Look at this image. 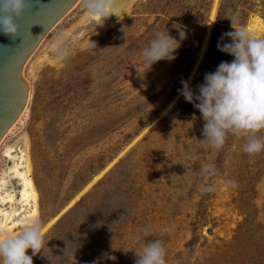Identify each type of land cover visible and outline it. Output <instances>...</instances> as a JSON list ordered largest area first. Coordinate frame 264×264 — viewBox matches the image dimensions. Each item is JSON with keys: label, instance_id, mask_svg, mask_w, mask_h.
Returning a JSON list of instances; mask_svg holds the SVG:
<instances>
[{"label": "rangeland", "instance_id": "rangeland-1", "mask_svg": "<svg viewBox=\"0 0 264 264\" xmlns=\"http://www.w3.org/2000/svg\"><path fill=\"white\" fill-rule=\"evenodd\" d=\"M213 2L132 0L119 18L112 15L95 29L98 21L79 1L30 54L24 65L28 114L6 141L20 143L26 135L29 142L37 218L49 248L46 256H33V264H135V250L124 248L131 249L146 226L156 233L171 229L160 237L167 264H264V151L244 153L245 138L231 134L219 151L205 146V121L178 93L182 80L198 92L206 73L232 61L217 48L232 25L264 38V29L254 34L248 28L254 17L264 22V0H217L205 50L187 80ZM165 28L178 40L180 30L186 37L174 60L147 69L142 50ZM62 32L74 40L67 60L53 52ZM204 164L218 175H204ZM10 181L16 191L19 183ZM204 185L216 190L202 193ZM25 225L12 224L5 234L18 235Z\"/></svg>", "mask_w": 264, "mask_h": 264}, {"label": "clouds", "instance_id": "clouds-1", "mask_svg": "<svg viewBox=\"0 0 264 264\" xmlns=\"http://www.w3.org/2000/svg\"><path fill=\"white\" fill-rule=\"evenodd\" d=\"M82 6L89 16L103 25L104 20L112 15L119 18L123 0H81ZM31 8V0H0V32L15 37L19 34L20 24L24 14ZM178 30L180 25H174ZM234 31L225 32L217 44V48L233 57L232 61H222L214 72L205 74L204 82L197 85L194 92L188 81L182 80L183 87L178 93L199 110L203 120L202 143L221 150L229 134L244 137L243 152L249 155L264 151V136L258 135L264 131V38L254 37L245 27H235ZM178 40L169 34L165 28L155 33L148 45L142 50L143 63L149 69L161 60H174L180 41L186 37L184 31H179ZM229 38L231 42H224ZM73 38L60 33L53 52L58 58H70V48ZM89 47L96 45L90 40ZM202 172L206 176L218 175L213 164H204ZM227 183L235 187L236 182ZM202 193L216 190L215 185H204ZM42 222L34 218L26 224L18 235H6L0 230V264H33V256L43 251L45 255L48 241L42 233ZM164 229L156 233L150 227H144L133 237L131 249L135 250V264H167V248L160 238L170 232ZM152 238V239H150ZM31 249V255L27 250ZM46 256V255H45ZM106 258L116 260L115 256L105 254Z\"/></svg>", "mask_w": 264, "mask_h": 264}, {"label": "bare ground", "instance_id": "bare-ground-1", "mask_svg": "<svg viewBox=\"0 0 264 264\" xmlns=\"http://www.w3.org/2000/svg\"><path fill=\"white\" fill-rule=\"evenodd\" d=\"M79 1L81 0H76L70 8L74 7ZM131 1L132 0H123L120 11L123 10L125 11V9H127V6ZM216 2L217 0H214L207 24L205 36L201 42L195 63L193 64L190 73H188L189 75L187 80L191 79L192 74L196 70L203 55V52L205 50L208 34L210 32V28L213 23V15L216 8ZM248 28L254 34H259L264 29V22L261 21L260 18L254 17L252 19V23L248 26ZM27 59L23 64L21 71L22 78L25 81V87H26L25 103L17 118L6 130V132L0 137V203L6 201L8 204L7 207H4L3 209L0 207V230H3L4 233L9 232L11 225L17 222H20L22 224L30 223L34 218H37V214H38L37 191L31 176V161L29 156L28 138L26 137V135H23L21 137L22 140H20L21 141L20 143H16L17 141H19V139L13 142L6 141L7 138L23 123L24 119L28 114L29 102L31 98V89H30L31 86L29 85V82L26 80L25 78L26 76H24V70H25L24 65L28 62ZM112 162L113 161L108 163L105 167L101 169V171H99L97 174L92 176L91 180L88 181V183H86L68 201V203L63 207L62 211L68 206H70L75 200H77L87 190V188L101 175V173L111 165ZM11 178H15L16 181L19 183V186L17 187L16 191L13 189V186L11 185V181H10ZM58 215L53 216L46 223L44 227L52 223Z\"/></svg>", "mask_w": 264, "mask_h": 264}, {"label": "water", "instance_id": "water-1", "mask_svg": "<svg viewBox=\"0 0 264 264\" xmlns=\"http://www.w3.org/2000/svg\"><path fill=\"white\" fill-rule=\"evenodd\" d=\"M76 0H31L15 37L0 32V137L19 115L26 87L22 67L42 37Z\"/></svg>", "mask_w": 264, "mask_h": 264}]
</instances>
